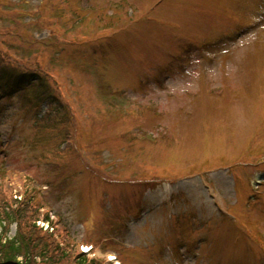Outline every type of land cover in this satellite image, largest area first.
Instances as JSON below:
<instances>
[{"label": "rangeland", "instance_id": "1", "mask_svg": "<svg viewBox=\"0 0 264 264\" xmlns=\"http://www.w3.org/2000/svg\"><path fill=\"white\" fill-rule=\"evenodd\" d=\"M9 58L63 108L4 92L0 212L69 264H264V0H0Z\"/></svg>", "mask_w": 264, "mask_h": 264}, {"label": "trees", "instance_id": "2", "mask_svg": "<svg viewBox=\"0 0 264 264\" xmlns=\"http://www.w3.org/2000/svg\"><path fill=\"white\" fill-rule=\"evenodd\" d=\"M31 73L19 65L16 60L11 58L5 62L1 60L0 99L4 97V92L14 94L18 91L21 93L27 91L33 93V99L38 104H53L57 100L63 108L60 98L56 97L54 88L48 86V80L44 76L38 75V71L34 72L36 74ZM62 108L58 111L63 113L62 118L64 120L68 113ZM3 207V212H0V225L3 229L2 234H0V264H38L35 258L41 259V262L45 264H69L67 254L60 248L59 243L52 238L53 234L51 235L48 231L45 233L47 242H43L42 238L38 236V231H41L37 227L39 208L35 209L31 202H22L15 209L6 203ZM43 219L51 223L47 215ZM15 223L19 230L14 237L8 238L7 227ZM73 264L89 263L79 255ZM90 264L93 263L90 262Z\"/></svg>", "mask_w": 264, "mask_h": 264}]
</instances>
